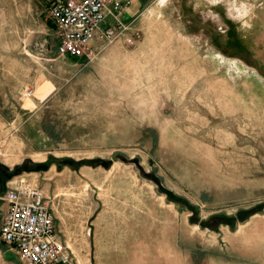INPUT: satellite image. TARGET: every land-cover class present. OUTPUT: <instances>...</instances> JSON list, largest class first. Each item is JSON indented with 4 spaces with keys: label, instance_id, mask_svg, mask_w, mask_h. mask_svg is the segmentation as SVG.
Masks as SVG:
<instances>
[{
    "label": "rangeland",
    "instance_id": "1",
    "mask_svg": "<svg viewBox=\"0 0 264 264\" xmlns=\"http://www.w3.org/2000/svg\"><path fill=\"white\" fill-rule=\"evenodd\" d=\"M49 2L0 0L5 188L42 189L73 264H264V206L239 219L264 204V0H154L93 66L57 55Z\"/></svg>",
    "mask_w": 264,
    "mask_h": 264
},
{
    "label": "built area",
    "instance_id": "2",
    "mask_svg": "<svg viewBox=\"0 0 264 264\" xmlns=\"http://www.w3.org/2000/svg\"><path fill=\"white\" fill-rule=\"evenodd\" d=\"M128 0H50L48 19L57 41L56 53L91 62L96 52L91 41L113 43L123 37L128 44L140 38L139 30L128 33L130 23L119 15ZM0 201V238L23 264H73L70 248L62 240L41 188L22 175L9 181Z\"/></svg>",
    "mask_w": 264,
    "mask_h": 264
},
{
    "label": "crops",
    "instance_id": "3",
    "mask_svg": "<svg viewBox=\"0 0 264 264\" xmlns=\"http://www.w3.org/2000/svg\"><path fill=\"white\" fill-rule=\"evenodd\" d=\"M122 1H126V0H122ZM128 1L129 3L126 6H124L119 17L124 22L130 23V29L128 33H132L134 30H139L141 33V29L139 27H136L135 25L136 21L139 18H141L143 13L154 2V0H128ZM129 45L131 44L126 43L123 37H119L113 43H110V44L104 42L103 40L96 39V40L91 41V46L96 52V56L91 62L85 64L83 59H78V58H75V59L81 62L83 65H87V66L97 65L100 62H109L111 60H119L120 58L126 57L129 54V52H132L131 49H129L128 47ZM4 190H5V186L3 185V182L0 181V194H2ZM0 203L4 204V208H5V203L2 201H0ZM56 229L60 233L62 240L70 248L72 255H73V250L70 246V239H71L70 232L66 231L64 234V232H61L60 229L58 228ZM73 259H74V255H73Z\"/></svg>",
    "mask_w": 264,
    "mask_h": 264
},
{
    "label": "trees",
    "instance_id": "4",
    "mask_svg": "<svg viewBox=\"0 0 264 264\" xmlns=\"http://www.w3.org/2000/svg\"><path fill=\"white\" fill-rule=\"evenodd\" d=\"M28 162L27 161H24L22 164H20V165H18V166H16L15 168H14V171L16 172V171H20V170H22V169H27V170H38V169H41V163H32V162H29L28 164H29V166H31V167H25V165L27 164ZM73 164V162H71V164L70 165H72ZM106 165H109V163H107ZM161 191L166 195V197L168 198V200H171V201H173L174 203H176V204H182V205H187V207L189 208V209H191V207L192 206H189L188 204H187V202L183 199V198H181V197H179L178 195H176L175 193H173L171 190H169V189H166V188H161ZM264 206V204H262V205H260V206H257V207H254V208H250V209H248V210H244V212H245V214L244 215H242V217H240L239 219L240 220H244L248 215H251L252 213H254L256 210H260L262 207ZM226 219H228V220H231L232 219V223H231V226L232 225H234V223L236 222V220H237V216H232V217H226ZM204 222V221H203ZM203 222H201V223H203Z\"/></svg>",
    "mask_w": 264,
    "mask_h": 264
},
{
    "label": "water",
    "instance_id": "5",
    "mask_svg": "<svg viewBox=\"0 0 264 264\" xmlns=\"http://www.w3.org/2000/svg\"><path fill=\"white\" fill-rule=\"evenodd\" d=\"M49 163H52L54 162L57 166H62V165H68V164H71V160L68 159V158H56V157H50L48 158L47 160ZM1 174V172H0ZM16 173L15 172H11V174H6L5 175V178L6 180H8L9 178H11L12 176H14Z\"/></svg>",
    "mask_w": 264,
    "mask_h": 264
},
{
    "label": "flooded vegetation",
    "instance_id": "6",
    "mask_svg": "<svg viewBox=\"0 0 264 264\" xmlns=\"http://www.w3.org/2000/svg\"><path fill=\"white\" fill-rule=\"evenodd\" d=\"M182 2L184 3L185 2V0H181V4H180V6L181 7H184V4H182ZM218 37H221L220 35H217ZM214 38H216V36H213ZM225 42H228V38L225 40ZM224 42V43H225ZM2 174V173H1Z\"/></svg>",
    "mask_w": 264,
    "mask_h": 264
}]
</instances>
